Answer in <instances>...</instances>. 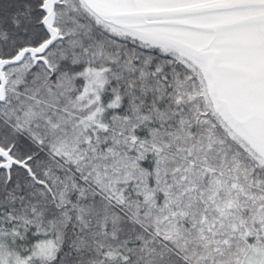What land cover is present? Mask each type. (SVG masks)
Instances as JSON below:
<instances>
[{"label": "snow or ice", "instance_id": "1", "mask_svg": "<svg viewBox=\"0 0 264 264\" xmlns=\"http://www.w3.org/2000/svg\"><path fill=\"white\" fill-rule=\"evenodd\" d=\"M0 264H264V0H0Z\"/></svg>", "mask_w": 264, "mask_h": 264}]
</instances>
